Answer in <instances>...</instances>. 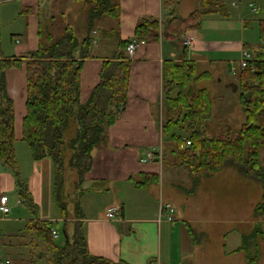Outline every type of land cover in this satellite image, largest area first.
Masks as SVG:
<instances>
[{
  "label": "crops",
  "instance_id": "0c3cea01",
  "mask_svg": "<svg viewBox=\"0 0 264 264\" xmlns=\"http://www.w3.org/2000/svg\"><path fill=\"white\" fill-rule=\"evenodd\" d=\"M51 1L0 0V58H15L21 62L6 69L7 92L15 106L17 163L38 205L35 212L27 206L17 191L12 169L5 167L6 164L0 165V195L8 194L12 206L10 214L0 218L8 222L5 230L0 228V244L2 256L9 258L10 264H46L49 250L34 228L35 221L51 220L60 231L62 227L66 233L65 226L67 233L72 231L73 218L65 220L55 201L52 159H34L23 139V119L27 112L26 64L31 53L39 47L41 23L55 11L54 0ZM179 1L175 4L176 15ZM225 1L226 14L204 16L197 27L186 30L179 38L161 36L158 41L136 44L130 58L125 106L108 126L105 143L92 151L91 168L84 175L83 191L78 196L90 254L125 264H200L197 260L201 252L197 253L195 232L190 230L189 218L181 209L182 198L186 201L193 193L183 196L178 187L169 183L164 186L163 181L164 155L173 153L172 148H168L174 141L162 129L165 107L162 66L167 59L192 60L196 73L204 77L196 83L191 82V87H205L212 98L206 85H199L204 79L210 81L213 96L220 95L214 101L211 133L223 126L239 128L245 122L246 114L238 96L225 109H221L220 104L227 98L228 90L231 93L239 91L238 87L233 91L226 84L237 83L241 77L242 49L248 48L253 59L264 58V40L260 36L264 0ZM69 2L74 6L77 0ZM48 5L52 9L49 15ZM80 8L68 7V0H64L56 9L57 14L63 12L64 20L78 35L82 34L84 24ZM164 13L162 0H119L120 37L132 39L139 18L151 16L162 20ZM105 25L106 22H100L94 29L92 55L83 59L79 75L81 102L88 98L99 81L103 60L112 57L116 49L115 41L102 34ZM185 38L190 39V45L184 43ZM148 152L153 154V159H145ZM259 164L264 168V144L259 147ZM177 168L173 164L174 175ZM240 174L242 178H249ZM74 180L72 178L73 184ZM256 181L258 192H262L251 206L250 217L245 220L230 215L224 219L230 225L219 244L218 254L222 255L210 260L209 264H264V216L256 214L254 209L263 199L264 188ZM240 186L248 190L249 182H242ZM165 203L175 208L171 218L166 214ZM110 207L115 208L112 215L108 213ZM61 237L62 233L55 239Z\"/></svg>",
  "mask_w": 264,
  "mask_h": 264
},
{
  "label": "trees",
  "instance_id": "16d2710c",
  "mask_svg": "<svg viewBox=\"0 0 264 264\" xmlns=\"http://www.w3.org/2000/svg\"><path fill=\"white\" fill-rule=\"evenodd\" d=\"M60 1L64 0H54L55 11L41 23L39 47L27 60L23 139L34 159H52L55 201L65 220L73 218L72 231L67 233L65 226L66 241L59 244L53 237L51 220H37L34 228L48 247L46 264H125L88 252L78 196L83 191L84 175L91 168L92 151L105 143L108 126L126 103L131 62L126 46L132 39L153 42L161 36L179 38L186 30L197 27L204 16L226 14V1L197 0L196 7L180 17L175 13L179 0H162L163 19L139 18L132 39L119 35V0H77L82 1L80 10L84 15L81 35L64 20L63 12L57 14ZM100 22H106L102 34L115 41L116 49L112 57L103 60L99 81L81 102L80 69L83 59L92 55L93 31ZM260 36L264 40V19L260 21ZM253 62L254 69L243 68L237 81L245 122L239 128H221L214 133L208 127L214 101L205 87L190 85L204 74L196 73L192 60L163 62L162 92L168 117L162 129L175 142L172 151L187 166L194 186L202 176L231 163L243 175L260 181L264 188V168L259 164V147L264 144V58L255 57ZM17 63L21 62L15 58H0V159L12 169L19 195L35 212L38 205L18 168L15 106L6 86V69ZM70 130L73 133L68 135ZM186 140L190 141L187 145ZM68 169L76 175L72 198L66 187ZM191 191L187 189V193ZM254 209L264 216V193ZM190 230L194 232L192 227Z\"/></svg>",
  "mask_w": 264,
  "mask_h": 264
},
{
  "label": "rangeland",
  "instance_id": "374dc122",
  "mask_svg": "<svg viewBox=\"0 0 264 264\" xmlns=\"http://www.w3.org/2000/svg\"><path fill=\"white\" fill-rule=\"evenodd\" d=\"M70 3L71 2L68 1V7L75 6L78 8L82 5V1H77V3H74V6H71ZM196 4L197 0H180L177 4V15L180 17L186 16L192 9L196 7ZM48 7L49 8H47L46 10L47 15H49L50 11H52L51 5H48ZM46 21L47 20L45 19L44 22ZM199 85H206V87L210 90L213 101H215V99L217 101L220 98L219 94H214L215 96H213V90L211 87L209 88L210 81L204 79ZM221 89L222 87L219 88V91L222 93L223 89ZM231 90L233 89L231 88ZM226 96V101L223 100L222 104H220L222 106L221 109H225L228 103H231L232 100L238 96V93H231V91L228 90ZM167 117L168 114H166L164 111L161 117V121H165ZM211 126L212 123L209 121V129H211ZM223 128L225 129L224 126L222 127V129ZM72 133V130L68 131V135ZM174 144L175 142H172V146L170 145L168 149L170 150V148H173ZM171 161L174 162L173 164L177 165L178 167L176 175H174L172 171L173 164L171 163ZM0 165L1 167L4 165L1 160ZM6 166L9 169V166L5 165V167ZM70 171L72 173H70ZM70 177L71 181H68V178ZM75 177V172L73 170L68 169L66 187L69 192L68 194L71 195V198L74 197V192L72 193V189L74 188L72 178ZM163 177L164 186L168 185L169 183L174 185L176 188L178 187L177 189L182 191V193H180L183 196L188 194L187 189L192 188L191 193L193 194L190 193V196L187 195L189 197H186V201L182 198L181 209L183 211H186V216H188L189 218V223L194 229L198 242L197 253L199 250L201 252L200 258L197 260L200 262V264H209L210 260L214 261L217 260L218 257H221L222 254H218L220 253L219 244L222 243L223 232L230 225L229 223V225H227L224 219H226L230 215H237V218H244L245 220H247V218L251 215V206L258 201L259 193L261 194L262 192H258V183L255 179L250 177L242 178V175L237 170V167L235 165H232L231 163L224 165L221 169L216 172H213L212 174H209L208 176H202L199 179V182H197L194 186L193 180L188 173L187 166L180 162L175 152L171 153L170 155H164ZM242 182H249L248 190L240 186ZM238 221L241 222V219ZM7 223V221L1 219L0 228L5 230L7 228ZM240 224L241 223H238V225ZM61 229L62 237L57 240L59 244H61V242L63 241H66V234L64 233L62 227ZM215 248L218 249L216 250ZM192 264H194V262Z\"/></svg>",
  "mask_w": 264,
  "mask_h": 264
},
{
  "label": "built area",
  "instance_id": "2783aa9c",
  "mask_svg": "<svg viewBox=\"0 0 264 264\" xmlns=\"http://www.w3.org/2000/svg\"><path fill=\"white\" fill-rule=\"evenodd\" d=\"M183 41L187 45L191 44V41L189 38H185ZM137 43H139V42H136L135 40L132 39L126 46V53L130 58L133 56V54L135 52V47H136ZM239 65L242 69L245 67H248V66H250L251 70L254 69L253 58H252L251 52L248 48L242 49L241 57L239 59ZM189 143H190V141L186 140V145ZM153 158H154V156L151 152H148L146 157H145L146 160L153 159ZM18 201L23 202L22 199H18ZM164 207L167 210V212H166L167 216L169 218H171L174 215V211H175L174 206H172L170 203H165ZM11 208H12V206L9 203L8 194H1L0 195V218L8 216L11 212ZM114 209H115L114 207H110L108 209V213L110 215H112L114 213ZM51 231H52L54 238H58L61 234V231L59 230V228H57V226H55L54 224L51 225ZM2 249H3V246L0 244V264H10L11 260L9 258H5L2 256V253H1Z\"/></svg>",
  "mask_w": 264,
  "mask_h": 264
},
{
  "label": "water",
  "instance_id": "95a60500",
  "mask_svg": "<svg viewBox=\"0 0 264 264\" xmlns=\"http://www.w3.org/2000/svg\"><path fill=\"white\" fill-rule=\"evenodd\" d=\"M226 85L230 86L233 90H236L237 87H238L237 83L234 82V81H230V82H228ZM65 234H66V233H65Z\"/></svg>",
  "mask_w": 264,
  "mask_h": 264
}]
</instances>
